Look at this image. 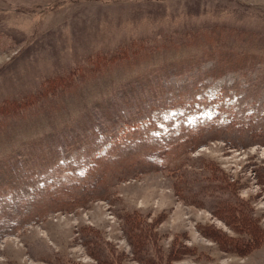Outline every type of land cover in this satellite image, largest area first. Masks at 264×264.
Instances as JSON below:
<instances>
[{
    "label": "rangeland",
    "instance_id": "374dc122",
    "mask_svg": "<svg viewBox=\"0 0 264 264\" xmlns=\"http://www.w3.org/2000/svg\"><path fill=\"white\" fill-rule=\"evenodd\" d=\"M0 264H264V0H0Z\"/></svg>",
    "mask_w": 264,
    "mask_h": 264
}]
</instances>
